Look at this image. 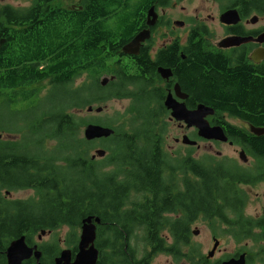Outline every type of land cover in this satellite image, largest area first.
Instances as JSON below:
<instances>
[{"label":"flooded vegetation","instance_id":"obj_1","mask_svg":"<svg viewBox=\"0 0 264 264\" xmlns=\"http://www.w3.org/2000/svg\"><path fill=\"white\" fill-rule=\"evenodd\" d=\"M21 1L31 6L34 0ZM42 1H50L47 12L58 6L61 13L76 19L75 37L63 33L60 41L83 48L85 55L97 53L96 30L85 29L96 26L94 14L84 15L86 20L82 21L78 13L84 1L103 0ZM148 3L154 10L152 24L143 5L131 29L103 31L100 37L109 54L105 66L109 73L101 77L100 84L107 77L105 86L112 85V90L133 92L137 86L141 97L160 103L161 112L127 111L120 122L127 133L122 168L117 169L116 160L111 158L100 159L107 161L106 165L95 168L99 174L92 194L104 212L97 224L96 264H224L242 256L245 264H264V115L251 111L245 116L228 111L207 115V122L227 137L221 140L201 136L197 126L176 118L165 105L171 96L188 110L197 108L192 103L202 98L190 83L196 61L204 57L212 59V64L201 67L204 75L213 71L230 75L241 69L262 75L264 59L257 62L252 56L264 49V1ZM228 10H235L234 22L222 20ZM47 14L49 18L55 12ZM140 33L145 39L139 48L129 47ZM230 37L239 42L228 45ZM47 42L52 45L53 40L48 38ZM44 62L53 63L50 59ZM210 66H214L213 71ZM88 81L87 72L75 79L80 84ZM28 190L31 196L20 200H30L36 194L35 189ZM5 196L16 200L13 193ZM45 217L48 215L41 219L53 227L25 231L29 254L20 260L11 262L8 248L22 236L0 240V264H56L64 252H69L71 262L75 260L81 226L73 238L72 222L53 218L49 223L50 218ZM34 225L22 223L23 227ZM128 231L129 244L124 234Z\"/></svg>","mask_w":264,"mask_h":264},{"label":"trees","instance_id":"obj_2","mask_svg":"<svg viewBox=\"0 0 264 264\" xmlns=\"http://www.w3.org/2000/svg\"><path fill=\"white\" fill-rule=\"evenodd\" d=\"M148 1L154 0L84 1L83 9L78 13L81 20H86L84 15L94 14L92 19L96 23L94 27H85L88 31L96 30L97 53L93 56L82 54L83 48L60 41L63 33H66V37L71 35L74 38L78 27L73 15L61 13L58 6L47 12L50 1H30L31 6H27V1H21L18 6L0 5V42L4 40L0 44V107L6 108L5 112H0V117L7 119L6 124L0 125V133L8 136L0 138L2 242L19 236L26 237L24 232L27 230L36 232L40 227H53L41 219L43 214L48 215L49 223L53 218L70 221L73 229L79 227L81 219L86 216L103 219L104 212L92 192L97 187L95 178L99 174L95 168L105 166L107 161L102 162L101 166L91 160L90 149L95 141L85 140L80 131L89 123H103L114 128L115 134L105 141L110 142L108 148L111 154L107 158L116 160L117 169H121L126 160L124 144L127 133L110 120L82 117L78 111L112 98L131 96L132 105L127 111L161 112L160 103L141 97L137 86L133 92H124L117 88L112 90V85L100 84L101 77L109 71L105 67L109 56L105 53L107 45L100 43L102 32L129 30V23L137 18L135 15L142 13V6H145V11L149 8ZM54 12L46 18L45 14ZM107 21L112 23L104 25ZM48 38L53 40L52 45L48 44ZM48 59L53 63L46 65L44 61ZM91 63H95V66H90ZM209 63L212 64V59L204 57L197 60L194 66L190 85L195 94L202 98L192 103L194 107L202 103L220 112L245 116L251 111L264 115V71L262 75H257L241 69V72L232 71L230 75L223 72L221 75L213 71L214 66H210L213 72L204 75L201 67ZM85 64L87 66H83ZM82 72L88 73L90 81L76 86L75 79ZM42 81L59 91L60 96L67 97V103L54 106L53 111L40 110L43 98L40 97V88L34 85ZM220 96L224 98L215 99ZM32 97L31 105L39 109L37 114H26L31 105L12 109L16 103L27 102ZM50 141L56 142L53 151L48 147ZM28 188L36 190L30 200H10L4 194L5 191ZM24 222L35 225L23 227ZM76 234L71 236L74 238ZM124 234L129 244L130 231ZM128 252L131 253V250ZM132 252L135 253L136 249ZM4 259L2 256V263Z\"/></svg>","mask_w":264,"mask_h":264},{"label":"water","instance_id":"obj_3","mask_svg":"<svg viewBox=\"0 0 264 264\" xmlns=\"http://www.w3.org/2000/svg\"><path fill=\"white\" fill-rule=\"evenodd\" d=\"M152 8L149 9L148 17L149 24L154 22V19H151ZM235 10H229L222 15V20L225 22H234L237 19L235 16ZM145 39L143 33H140L136 36V38L130 43L129 47L139 48L141 42ZM3 41H1L2 44ZM239 42L238 38L230 37L226 40L228 45H235ZM252 58L260 62L264 59V49H258L252 56ZM108 78L103 79L102 85H106L108 82ZM165 105L168 109L172 110V115L178 119L190 120L195 126H197L200 130V135L206 138H217L221 140H227L223 130L218 127H212L205 117L209 114L214 113V110L204 104H199L196 109L188 110L184 103L176 102L169 96L168 100L165 102ZM89 112L94 110L93 106H89L87 108ZM97 112L103 111V107L95 108ZM114 130L111 127H104L98 124H89L84 129V135L87 140H92L95 138L108 137L110 136ZM0 138H2V134H0ZM105 150L98 149L92 158L96 156H104ZM244 157V156H243ZM97 223H100V219L98 217L88 216L82 221V233L80 236L79 242V251L76 255L74 262H71L70 258H68L69 252H64L63 255L57 260L56 264H96L98 259V250L95 246L96 239V228ZM27 246L24 241V237L17 239L11 243L8 248V254L10 261L18 258L19 260L22 256H25L29 253H26ZM224 264H241V262L237 260H231Z\"/></svg>","mask_w":264,"mask_h":264},{"label":"rangeland","instance_id":"obj_4","mask_svg":"<svg viewBox=\"0 0 264 264\" xmlns=\"http://www.w3.org/2000/svg\"><path fill=\"white\" fill-rule=\"evenodd\" d=\"M21 0H0V5L3 4H11V5H15L18 6L21 3ZM134 22V21H133ZM133 22L131 24H133ZM131 24L129 23V26L131 27ZM131 29V28H130ZM45 81H42V83H37L35 86V88H40L38 89L40 93V97L43 98L42 100V104L39 107L40 110H54V106H62L65 105V103H67L68 98L67 97H62L60 96V94L58 93L59 91H57L56 89H54L53 87H51L49 85V83H46L45 86ZM76 86L80 85V83H76ZM39 94V93H38ZM34 97H32L29 101L27 102H19L16 103L15 105L12 106V109H21V108H27L28 105H31L32 100ZM104 104H100L101 106H105V110L103 111V113L99 114L96 112H88L86 109H83L81 111H78V115L82 116V117H86V116H95V117H99L102 119H107L110 121H116L117 123H120L121 121H123V116L125 115L126 111L131 107L132 105V101L129 99H113L110 101H106L103 102ZM95 107L99 106L98 104L94 105ZM39 109H35V105L32 104L29 111L26 112V114H28V116H33L35 114H37L39 112ZM6 108L5 107H0V112H5ZM7 114V113H5ZM7 123V119L5 117H0V125H4ZM106 126V125H105ZM80 135L81 137H83V129L80 131ZM4 137H8L7 134L4 135ZM99 144L101 146H105L107 147L110 142L105 141V139L102 140H98ZM102 141V143H101ZM55 141H50L48 143V147L50 149V151H53L55 149ZM96 145L97 147H95L96 149L101 148L100 146ZM94 149V148H93ZM91 150V154H94V151L96 150ZM91 156V155H90ZM42 162V160L40 159V163ZM101 183H103L102 179H101ZM31 191L29 190H19L17 192L13 193V197L16 199L19 198H28L29 196H31ZM98 199H100V197L98 196ZM74 262V261H73Z\"/></svg>","mask_w":264,"mask_h":264},{"label":"bare ground","instance_id":"obj_5","mask_svg":"<svg viewBox=\"0 0 264 264\" xmlns=\"http://www.w3.org/2000/svg\"><path fill=\"white\" fill-rule=\"evenodd\" d=\"M229 11V10H228ZM263 60V59H262ZM104 127H106L105 125H103ZM96 233H97V229H96ZM21 238V237H20ZM20 238H18V239H20Z\"/></svg>","mask_w":264,"mask_h":264}]
</instances>
